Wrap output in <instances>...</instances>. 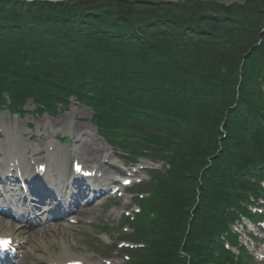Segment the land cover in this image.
I'll list each match as a JSON object with an SVG mask.
<instances>
[{
    "label": "trees",
    "instance_id": "trees-1",
    "mask_svg": "<svg viewBox=\"0 0 264 264\" xmlns=\"http://www.w3.org/2000/svg\"><path fill=\"white\" fill-rule=\"evenodd\" d=\"M143 2L0 0V103L6 94L50 104L61 88L87 98L104 129L130 132L137 116L169 130L170 170L152 178L133 225L147 248L132 260L185 264L183 251L206 264L224 256L243 168L264 158V0Z\"/></svg>",
    "mask_w": 264,
    "mask_h": 264
},
{
    "label": "rangeland",
    "instance_id": "rangeland-1",
    "mask_svg": "<svg viewBox=\"0 0 264 264\" xmlns=\"http://www.w3.org/2000/svg\"><path fill=\"white\" fill-rule=\"evenodd\" d=\"M137 1L139 3H144L143 0ZM216 2L218 3V1ZM226 2H229V0H226ZM73 104L71 111L68 113L69 115H59L55 119L47 118L46 116L39 117L34 113V108L28 106L26 108L27 110L25 109L27 114L24 118L7 117L6 114H0V122L5 125H10L11 128L20 133H23L24 130L26 131L28 128L27 126H29L33 130V137L30 139L31 141L44 143V141L50 139L51 143L56 142L59 148V152H56L58 155V164H68L71 161V159H69L70 154H73L77 149L81 150L83 143H98L95 139L84 135V133L91 130L89 123H87V120L90 119L91 112L84 107L78 106L75 102H73ZM76 118H79L77 120L80 121L86 119V123H76L74 122V119ZM68 127H70V129ZM66 133L70 136L71 141L59 140V138L64 137ZM38 136H41L43 139L37 138ZM23 140L25 141V139ZM94 149L92 150V153L96 156L95 163L89 162L88 166L92 167L91 165H94V167L102 173L103 177L113 178L114 174L111 173L112 171L101 166L103 163L100 162L99 156L103 155V152L100 148ZM82 151L84 152L83 149ZM108 153V156L110 157V165H113L114 168H122V162L116 160L111 151ZM140 163L145 164L147 162L140 160ZM67 171L70 175L69 166H67ZM139 178L145 181L147 178L146 173L141 172L139 175H135L134 180ZM120 194H122L121 191L119 192V195ZM133 210L134 206L131 196L127 194L125 196L124 193L122 197H117L115 195L112 198V201L108 200L106 204L89 208L86 214L80 215L78 219L73 221L74 223H69L65 229L66 235L64 236L66 238H64L63 241L67 244L73 255L85 257L98 264H123L124 260L120 257H115L114 254L109 255L110 259H106L107 262L106 260L103 261L100 256H107L106 254L108 253L110 246L118 243L117 240L119 235L123 233L121 229V222L123 221L122 213L129 212L132 214ZM104 225H108L112 229V231L105 237L100 232L101 226ZM61 241L62 240L50 236L46 239L34 237V239L29 240L26 244L32 246V249L26 247L21 251L22 258L26 263L30 264H47L51 258L60 253L61 243H57Z\"/></svg>",
    "mask_w": 264,
    "mask_h": 264
},
{
    "label": "bare ground",
    "instance_id": "bare-ground-1",
    "mask_svg": "<svg viewBox=\"0 0 264 264\" xmlns=\"http://www.w3.org/2000/svg\"><path fill=\"white\" fill-rule=\"evenodd\" d=\"M216 1L222 2V3L224 2V0H221V1L216 0ZM229 1L238 2V0H229ZM83 148H84L83 157L87 161H94L95 158L92 154V150H91L92 148L88 146H84ZM25 151L26 150L24 149L22 151H13V153L20 156L21 158V162L23 165L22 172H25L24 174L25 179H22L24 184H26L28 188H30L29 186L31 185L36 186L37 188V185L33 182L36 176L31 171H29L30 167L28 168L26 164V160H28L29 162L31 157L23 158V152ZM9 154H11V152H9ZM80 156L81 158H83L81 154ZM7 159L9 161H14L15 158L12 157V158H7ZM103 159L105 160L106 157H103ZM50 163L51 161H49V164ZM10 168H11L10 165H8L7 163H3L0 168V173L7 172V170H9ZM46 175L50 176L51 172L50 171L47 172ZM46 175H43L38 183L47 182L48 177ZM57 176L59 177V179H64L65 172L63 170L59 171ZM106 181L108 183V180ZM27 192L30 193L29 191ZM17 196L19 197L18 204L20 205L25 204V206H21L20 208L17 209V205H16L15 210L13 207L15 203H11L8 197L6 196L0 197V232H2V235L0 234V236H2L0 239L7 242L6 245L0 246V250L2 252L6 251L9 254V258L7 260L5 261L0 260V264H30V263H26V261L23 258L18 259L21 255L20 253L21 250H23L26 247L28 249H32V246L26 245V244L29 240L34 239V237L39 238V239H46L49 236L55 239L62 240V241L57 243V244L61 243L60 253L56 255L55 257L51 258L50 263L48 264H98L90 260H87L84 257H81V256L78 257V256L71 254L70 252L71 250L69 249L67 244L64 243L63 241V239L66 238L64 236L66 235L65 234L66 224H64L63 221L68 219L69 215L61 218L64 215L61 212L59 213V211L62 210L61 207H50L49 205H43L41 202L37 201V199L34 198L32 195H31V198L33 199V201L31 203L26 201L27 195H25L24 193L18 192ZM58 196H61V195H58ZM61 198L64 199V197H61ZM23 200H24V203H23ZM74 203L75 202L73 201L70 202V206H73ZM93 204H95V202H93ZM10 206H12L13 209H11ZM40 208L44 210L41 216H43V218L45 219L35 218L36 216H38V213L36 214L34 213L41 212ZM87 208H89V206ZM86 211L87 210H84V208H82L81 210H77L76 214H78V216L82 213L86 214L87 213ZM68 212L69 210H67V213ZM14 216H16L18 221L20 222V223H17L18 225H15V224L9 225L8 223H6V221L4 223V219L14 217ZM33 219L35 220L33 221V223L29 222V221H32ZM32 229H34L32 231L33 233H31Z\"/></svg>",
    "mask_w": 264,
    "mask_h": 264
},
{
    "label": "water",
    "instance_id": "water-1",
    "mask_svg": "<svg viewBox=\"0 0 264 264\" xmlns=\"http://www.w3.org/2000/svg\"><path fill=\"white\" fill-rule=\"evenodd\" d=\"M19 1H25V2H34V1H46V0H19ZM181 2H184L186 0H179ZM194 1H215V0H194ZM98 2V0H85V4H89V3H95ZM238 4H242V2H238Z\"/></svg>",
    "mask_w": 264,
    "mask_h": 264
},
{
    "label": "flooded vegetation",
    "instance_id": "flooded-vegetation-1",
    "mask_svg": "<svg viewBox=\"0 0 264 264\" xmlns=\"http://www.w3.org/2000/svg\"><path fill=\"white\" fill-rule=\"evenodd\" d=\"M76 1L78 2V1H81V0H76Z\"/></svg>",
    "mask_w": 264,
    "mask_h": 264
},
{
    "label": "snow or ice",
    "instance_id": "snow-or-ice-1",
    "mask_svg": "<svg viewBox=\"0 0 264 264\" xmlns=\"http://www.w3.org/2000/svg\"><path fill=\"white\" fill-rule=\"evenodd\" d=\"M3 243H7V242H3Z\"/></svg>",
    "mask_w": 264,
    "mask_h": 264
}]
</instances>
